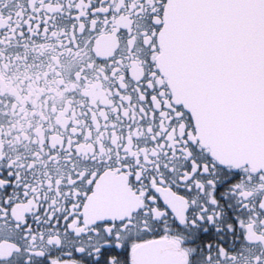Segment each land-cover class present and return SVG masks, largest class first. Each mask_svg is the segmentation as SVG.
<instances>
[{
    "label": "snow or ice",
    "instance_id": "obj_1",
    "mask_svg": "<svg viewBox=\"0 0 264 264\" xmlns=\"http://www.w3.org/2000/svg\"><path fill=\"white\" fill-rule=\"evenodd\" d=\"M0 264H264V0H0Z\"/></svg>",
    "mask_w": 264,
    "mask_h": 264
}]
</instances>
